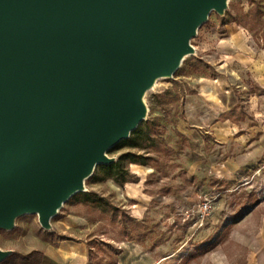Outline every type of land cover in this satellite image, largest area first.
Returning a JSON list of instances; mask_svg holds the SVG:
<instances>
[{
  "label": "rangeland",
  "instance_id": "374dc122",
  "mask_svg": "<svg viewBox=\"0 0 264 264\" xmlns=\"http://www.w3.org/2000/svg\"><path fill=\"white\" fill-rule=\"evenodd\" d=\"M233 18L264 43V0L211 9L189 38L192 52L141 97L142 119L156 121L163 143L144 150L121 138L107 149L109 161L148 151L149 164L125 162L132 180L123 185L85 179L84 190L117 209L85 203L80 190L48 226L20 212L0 226V264H264V80L220 63L214 41Z\"/></svg>",
  "mask_w": 264,
  "mask_h": 264
},
{
  "label": "water",
  "instance_id": "95a60500",
  "mask_svg": "<svg viewBox=\"0 0 264 264\" xmlns=\"http://www.w3.org/2000/svg\"><path fill=\"white\" fill-rule=\"evenodd\" d=\"M217 1L0 0V226L50 210L79 154L129 136L138 79L174 64Z\"/></svg>",
  "mask_w": 264,
  "mask_h": 264
},
{
  "label": "trees",
  "instance_id": "16d2710c",
  "mask_svg": "<svg viewBox=\"0 0 264 264\" xmlns=\"http://www.w3.org/2000/svg\"><path fill=\"white\" fill-rule=\"evenodd\" d=\"M257 13L261 14V11L257 10ZM235 21L240 24L239 19L233 18L225 20L223 22ZM262 21L257 27L261 30ZM251 29V28H249ZM264 36V34H263ZM239 109V106L235 104L228 111L223 112L222 119L230 118V111L234 112ZM245 117V112L241 109V113L237 119H243ZM156 121L154 119H142L138 125L131 130L129 136L121 139V146H127L129 148H138L147 150L149 148L158 149L159 144L163 143L161 137L155 133ZM148 151L137 152L133 150H127L122 152L115 160L101 163L99 165L98 171H94L90 177L94 180H99L102 178H111L115 183L123 185L126 181H131L130 172L125 164V162H134L139 164H149V160L152 158ZM80 195L85 203L98 205L103 207H108L116 210L117 207L113 205L104 196L99 195L93 190H81Z\"/></svg>",
  "mask_w": 264,
  "mask_h": 264
},
{
  "label": "bare ground",
  "instance_id": "6f19581e",
  "mask_svg": "<svg viewBox=\"0 0 264 264\" xmlns=\"http://www.w3.org/2000/svg\"><path fill=\"white\" fill-rule=\"evenodd\" d=\"M227 3L228 0H218L216 3L209 6L208 12L211 9L223 10L225 9ZM198 25L199 23L195 24L192 28L191 34L181 41V44L179 45L177 51V59L174 64L163 68H156L154 70H151L138 79L136 84V91L134 93V104L138 108V112L140 116L143 117L144 115V108L140 104L143 93L150 85L155 83L158 80V78L172 76L175 70L177 69V67L181 64L182 60L192 52L193 47L190 43L189 38L194 33ZM109 160L110 158L107 154L106 147L100 151L98 158L92 161H85L83 155L79 154L75 160L76 176L73 178L70 188L68 192L65 194V196L60 198L58 202H56L47 212H42L40 210H25L23 212L36 213L40 223L43 226H48L51 218L60 210L63 202L75 192L85 189V179L88 178L93 173L95 165L99 162H104V161L106 162ZM0 253L3 252L0 251Z\"/></svg>",
  "mask_w": 264,
  "mask_h": 264
},
{
  "label": "crops",
  "instance_id": "0c3cea01",
  "mask_svg": "<svg viewBox=\"0 0 264 264\" xmlns=\"http://www.w3.org/2000/svg\"><path fill=\"white\" fill-rule=\"evenodd\" d=\"M221 30L214 41L221 56L220 63L236 61L243 67H253L255 76L264 80V43L256 45L248 29L232 20L224 22Z\"/></svg>",
  "mask_w": 264,
  "mask_h": 264
},
{
  "label": "built area",
  "instance_id": "2783aa9c",
  "mask_svg": "<svg viewBox=\"0 0 264 264\" xmlns=\"http://www.w3.org/2000/svg\"><path fill=\"white\" fill-rule=\"evenodd\" d=\"M202 208H203V209H207V208H208L207 203H203V204H202Z\"/></svg>",
  "mask_w": 264,
  "mask_h": 264
}]
</instances>
